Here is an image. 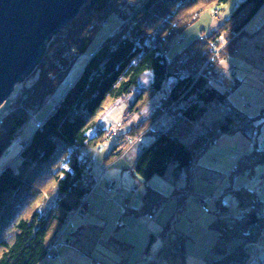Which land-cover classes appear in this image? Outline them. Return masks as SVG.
<instances>
[{
  "label": "trees",
  "instance_id": "trees-1",
  "mask_svg": "<svg viewBox=\"0 0 264 264\" xmlns=\"http://www.w3.org/2000/svg\"><path fill=\"white\" fill-rule=\"evenodd\" d=\"M230 2L135 0V4H130V0H90L68 27L52 37L42 62L30 78L14 88L7 101L8 111L0 119V158L25 127L31 112L56 91L73 60L87 52L109 17L115 14L128 20L90 54L79 77L23 144L16 167L1 172L0 264H42L47 260L48 247L60 235L90 184L85 169L92 161L88 156L81 158V150L85 145L103 142L109 135V128L101 127L98 119L114 102L137 93L131 112L141 115L149 101L165 90L167 82L175 81L153 114L128 131L136 142L165 113L173 118V124L144 147L135 164V177L142 183L154 177L166 178L170 171L177 180L222 136L252 137L259 128V118L249 116L229 100V93L240 85V80L236 76L227 78L221 88L210 76L202 75V68L214 54L212 46L232 38L233 42L218 57L219 61L228 59L236 40L260 14L264 0H244L216 30L198 38L172 59L167 56L173 41L206 9L214 7L218 11ZM147 72L153 73V81L140 90L139 82ZM225 107L227 113L221 118L211 123L203 121L212 110ZM119 123L124 126V121ZM92 130H96V136L90 139L88 134ZM118 150L119 145L108 159L121 156L123 149ZM263 162L264 151L254 149L240 158L234 172H252ZM232 193L238 208L246 213L231 220L219 215L214 221L212 227L219 231L217 249L221 258L212 264H248V246L261 241L264 233V212L257 192L242 188ZM185 196L175 189L171 197L182 205L181 211L185 208ZM167 200L161 192L148 188L141 209L134 215H150L154 219ZM219 207L224 210L222 205ZM149 239L146 250L161 239L158 256L164 259L163 263L186 264L188 237L175 231L170 223L162 227L159 236L152 234ZM233 240L239 243L228 252L224 244ZM152 263L158 260L154 257L149 264Z\"/></svg>",
  "mask_w": 264,
  "mask_h": 264
},
{
  "label": "rangeland",
  "instance_id": "rangeland-1",
  "mask_svg": "<svg viewBox=\"0 0 264 264\" xmlns=\"http://www.w3.org/2000/svg\"><path fill=\"white\" fill-rule=\"evenodd\" d=\"M243 1L244 0H231L228 5L220 6L218 11H216L214 7L206 9L195 23L184 30L181 35L173 41L170 49L167 50L168 58L172 59L179 52L190 46L195 40L202 38L204 35L220 27ZM130 4H135V0H130ZM124 22H128V20L123 21L118 15H111L106 24L97 32L87 52L79 55L73 60L58 84L56 91L46 99L40 108L34 109L31 112V118L25 124V127L22 128L9 148L1 156L0 174L8 167H16L23 144L25 141L27 142L31 139L39 122L44 121L45 118L51 114V110L61 101L70 84L75 82L79 77L89 60L90 54L96 52L108 37L119 30ZM231 42H233V39L228 38L223 43H216L212 46L214 54L206 62L204 68H202L205 69L202 70L204 73L202 75L210 76L214 84L216 79L220 80L224 84L222 87H225L226 79H231L236 76L232 71L231 73L230 71L226 73L228 69V65H226L227 62L229 61L239 66L242 71L238 77L241 83L234 91L229 93V100L233 105L242 109L249 116L259 118L258 130L253 132L252 137L243 134L222 136L218 142L206 152V156L208 157L206 163L210 165L206 166V168H196L190 172L184 171L179 180L174 179L171 171L166 178L154 177L152 180L155 181L152 185L154 188L162 191V194L167 197L168 200L155 213L154 225L150 227L147 225L148 221L146 222L145 219H142L143 216L139 218L132 213L128 216H123V211L121 212V216L123 217L122 219H126L124 220L126 223L121 220L119 221L124 223L123 227L116 228L115 225H108L107 229L109 233L111 231L110 229H113L112 233L116 239L115 241H117L115 243L119 245L117 247L118 255L115 254L114 257L109 256L110 259L104 258L103 256H99V253L103 251V249H101L102 247L98 248V253L94 254L93 245L90 242H82L81 247H76L71 243L69 247L60 248L58 258L47 259L42 264H98V262L110 264L108 261L111 259L113 261L111 264H121V259L124 264H137L142 261L147 252V254L151 255L150 260L154 257L158 260V263L152 264H181L179 261L163 263L164 259L158 256L160 250L156 251L155 254L152 253V248L146 250L150 243L149 238L152 233V227L156 226L159 228L155 233V235L159 236L162 227H166L169 223L175 231L188 237L186 264H212L221 258V254L217 249L219 231L212 227L214 221L219 218V215H222L220 217L226 220H231L239 218L246 213V211L238 208L237 200L232 190L247 188V190L250 189L251 191L257 192L259 200L262 203V211L264 212V162L256 165L252 172H234L242 156L252 153L254 149L260 152L264 151V10L260 11V14L258 13L250 24L246 26L245 31L240 35V38L236 40L234 50L229 55L228 59L219 61L218 57L221 56V52L225 50V46H228ZM236 51H238L237 55L235 54ZM208 69L209 72L207 71ZM151 81H153V73L147 72L139 82L140 90L148 88L152 83ZM174 82L173 79H170L165 86V90L149 101L143 113H141V115L138 114L140 116L138 122L148 119L153 114L162 101V98L167 94L166 91H168ZM136 94L137 93H135V95ZM111 106L112 104L110 107ZM8 108L9 105L7 102L0 106V119L6 115ZM109 108L107 107L106 111ZM226 109L225 107L223 109L218 108L214 111L212 110L203 121L205 123H211L213 120L221 118L227 113ZM106 119L109 121V127L111 128L112 126L116 127L117 123L119 124V121L121 122L124 118L114 114V116L110 115L106 117ZM123 121H128V118ZM156 123L160 124V120L158 119L156 122L152 123L153 125L147 128V135H145L146 137L143 139L142 146L139 145L138 147H147L155 141L156 134L160 132L153 135L148 133V131H154L152 128L156 126ZM126 127L129 129L130 125ZM124 130L125 129H119V132H123ZM139 136L142 137L143 135L140 134ZM118 138L119 135H117V139ZM115 142L116 140L110 138V136L106 134L103 142L97 145H90L86 149L81 150L80 157H94L96 160L94 163L96 165H105L109 163L107 164L109 167H107L108 172L106 171V173L110 175L118 167L117 165L110 166L111 160L108 159L112 152L110 146H113ZM100 147L101 149H99ZM138 147L136 148L138 149ZM133 155L134 153L130 155V160L125 162L129 167H131L130 163L132 162ZM190 187H192V190H190ZM175 189L181 190L186 195L184 197L185 208L183 211L180 209L182 205L179 206L176 199L171 198L173 197ZM111 191L109 192V197L111 198H114V194L119 193L118 191ZM203 197L212 198V202L208 204L210 210L208 213L202 208ZM139 198L140 200L142 198V202H140L137 212H139L143 204V196L141 195ZM220 205L224 207V210L219 207ZM90 208H87L85 211L87 212ZM133 208L136 209V207ZM113 210L114 209H111L110 211ZM88 216L97 215L95 213H89ZM77 221L78 218L73 221L75 225ZM95 221L100 222L101 220L95 219ZM76 228L72 231L75 232ZM68 238H70V236H68ZM238 243V240H233L232 242L224 244L225 250L228 252L232 251ZM103 253L105 252L103 251ZM256 258H259V255ZM249 262L250 260L248 263Z\"/></svg>",
  "mask_w": 264,
  "mask_h": 264
},
{
  "label": "crops",
  "instance_id": "crops-1",
  "mask_svg": "<svg viewBox=\"0 0 264 264\" xmlns=\"http://www.w3.org/2000/svg\"><path fill=\"white\" fill-rule=\"evenodd\" d=\"M263 10H264V6L262 7L261 11ZM237 53L238 51H236V55ZM226 65H228L227 67L228 69L226 73H228L229 71L231 73L232 71L233 73L236 74V78H238L240 76V73H242L241 69L236 64L230 63L228 61ZM136 97H137V94L136 95L132 94L124 100H120V101L118 100V102H116L115 104H112V106L107 111H105L102 115H100L98 122L100 126L105 128L106 130L110 128L109 127L110 123L106 119V117H109L110 115L114 116V114H116V115H120V117H123L124 119L128 118V121L124 122V126L122 128L125 130L123 132H118L119 138L114 139L116 140L115 144L113 146H110L112 151L118 145L120 146V150L118 151H121L122 149H124V151L121 156L115 157L111 159L110 161L111 162L110 166L117 165L118 166L117 169L113 171L110 175H107L106 173V175L102 178L99 185L89 195L88 201L90 202L91 208L85 213L84 216H75L72 218L71 222H73L76 218H78L76 225L73 222L74 227L75 228L77 227L76 231L71 232V230H67L65 232V238L69 239L71 243L75 245L76 247L77 246L81 247L82 242H85V243L90 242L93 245L94 254L98 253V248L102 247L101 249H103L105 253H103L102 251L99 253L100 254L99 256H103L104 258H108V259H110L109 256L114 257L115 254L118 255L117 247L119 246L115 243L117 241H115L116 239L114 238V234L112 233L113 229H110L111 231L109 233L107 229L108 225L109 224H111V226L115 225V227L118 228L117 227L118 222L120 220L123 222L124 220H126V219H122L123 217L121 216V212L123 211L122 212L123 216H128L132 212H133L132 214H134L135 211H138L137 208L139 207L140 202H142V198L140 200L139 197L141 195L143 196L148 188H151V189L154 188L152 184L154 183L155 180H152L153 178L151 179L152 181H148L147 183H142L137 177H135V173H134L135 164L144 149V147H138V146L142 144L144 137H146L145 135H147V134L145 135L142 134L143 136L142 137L140 136L137 142L135 141L132 142L133 136L128 135L129 129L132 127L133 124H136L140 119V116L137 113H131V105H132L131 103L135 101ZM159 120H160V124L156 123V126L152 128L154 129V131L150 130L148 131V133L155 135L157 132H161L165 129H168L173 124L172 123L173 118L171 117L169 113H165ZM114 122H117V121H114ZM129 125H130L129 129H127L126 126H129ZM95 133H96L95 130H92L88 134V137H90V139H93L96 136ZM88 146L90 145H85V147H83L82 150L86 149ZM136 147H138V149ZM99 149H101V147ZM133 153H134V155L132 156L133 159H132V162L130 163L131 167H129V165L125 162H128L130 160V155ZM88 158H90L91 161L93 162L96 161L94 157H88ZM206 161H208V157L205 154L191 168V170H189V172L193 171L196 168L201 169V168H206V166H210L206 163ZM181 176L182 175L180 174L177 180H179ZM111 182H117L121 186V191H119L118 194H114V198L109 197V192L111 191L109 188V184ZM154 190H157L162 193V191H160L159 189L154 188ZM132 206L136 207V209H134ZM111 209H114V210L110 211ZM89 213H93V214L95 213L97 216H88ZM95 219H99L101 221L100 222L95 221ZM102 220H105V221H102ZM154 221H155V218L153 220H150L148 222L146 221V222H147V225L150 227L151 225H154L153 224ZM152 228L153 229H152L151 235L155 234L159 229L156 226ZM68 236H70V238H68ZM58 257H59V251H58ZM121 261L122 262L120 263L124 264L122 259ZM108 262L110 264L113 263L112 259ZM102 264H105V263H102Z\"/></svg>",
  "mask_w": 264,
  "mask_h": 264
},
{
  "label": "water",
  "instance_id": "water-1",
  "mask_svg": "<svg viewBox=\"0 0 264 264\" xmlns=\"http://www.w3.org/2000/svg\"><path fill=\"white\" fill-rule=\"evenodd\" d=\"M90 0H0V106L35 71L52 37Z\"/></svg>",
  "mask_w": 264,
  "mask_h": 264
},
{
  "label": "built area",
  "instance_id": "built-area-1",
  "mask_svg": "<svg viewBox=\"0 0 264 264\" xmlns=\"http://www.w3.org/2000/svg\"><path fill=\"white\" fill-rule=\"evenodd\" d=\"M215 84L218 86H223V82H221L220 80L216 79L215 80ZM0 124H2V121H0ZM122 123H119V125H117L116 127H111L109 129V136L112 139H117V135L119 132V129L122 128ZM86 173L90 178V184L88 186L87 192L85 193V195L81 198V201L78 205V207L72 212L71 215H69V217L66 219L65 222V227L64 229L61 231L60 235L56 238V240L50 244V246L48 247V255H47V259H55L58 257V251L60 248L62 247H66V246H71V241L69 239L65 238V232L68 229L74 230V224L72 221V218L78 215H82L84 216L85 214V210H87V208H90V202L88 201V197L89 195L94 191V189L99 185V183L101 182L102 178L105 176L106 171H107V166L106 165H96L93 161L91 163H88L86 166ZM109 188L112 191H120L121 190V186L117 183V182H111L109 184ZM212 202V198L211 197H203L202 199V208L203 210L208 213L210 212L209 208H208V204H210ZM142 219H145L146 221H150L153 219L152 216L147 215V216H143ZM118 228L123 227L124 223L118 222L117 224ZM162 246V241L161 239H157L156 242L153 244L152 247V253L155 254L156 251H159L160 248ZM248 250L250 252V262L248 264H264V260L261 261V254L264 256V233L261 237V241H259L258 243H252L248 246ZM257 254V255H255ZM259 255V258H256ZM151 255L149 254H145L142 261H140L137 264H149L151 262L150 260ZM252 262V263H251ZM98 264H102L101 262H99Z\"/></svg>",
  "mask_w": 264,
  "mask_h": 264
},
{
  "label": "bare ground",
  "instance_id": "bare-ground-1",
  "mask_svg": "<svg viewBox=\"0 0 264 264\" xmlns=\"http://www.w3.org/2000/svg\"><path fill=\"white\" fill-rule=\"evenodd\" d=\"M249 254H250V252H249ZM260 257H261V261L264 260V256L262 254H261Z\"/></svg>",
  "mask_w": 264,
  "mask_h": 264
}]
</instances>
